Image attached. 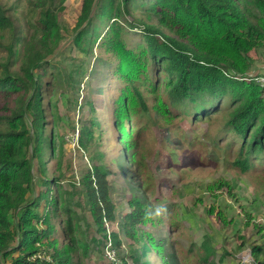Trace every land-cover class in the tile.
<instances>
[{
  "label": "trees",
  "instance_id": "obj_1",
  "mask_svg": "<svg viewBox=\"0 0 264 264\" xmlns=\"http://www.w3.org/2000/svg\"><path fill=\"white\" fill-rule=\"evenodd\" d=\"M65 1L51 0L53 5L47 8L44 7L48 0L27 1L30 8L44 9L39 13L37 28L32 30L20 51L15 46L10 9L0 2V31L10 32L6 45L1 44L3 37L0 36V47L7 52L0 64V90L17 94L9 114L0 116V264L7 260H11V264H84L90 252L88 238L95 233L103 239L105 246V224L115 221L107 180L109 170L103 162V153L97 150L98 135L96 138L94 135L101 126L94 101L87 103L89 126L84 124L78 137L79 149L89 162L80 187L72 182L71 189L66 191L59 184L63 175L44 177L43 184L49 187L55 184L57 195L49 200V189L35 196L33 161L37 160L40 175H45L44 149H49L59 166L64 146L59 133L47 142L43 100L53 95L49 94L50 89H43V84H48L35 72L47 71L52 62L49 57L59 51L66 35L69 48L74 47L79 53L92 54L94 44L99 40L97 43L104 48V53L113 57V75L124 84L120 89L115 123L120 128L119 134L139 104L146 113L143 108L146 105L138 93L139 87L146 86L153 98L152 107L159 115L166 117L188 112L191 122L205 119L217 124L218 137L214 141H220L223 134L229 139L228 151L234 144L237 146L234 156L227 159L231 168L241 173L257 167L264 171L262 90L253 82L230 78L231 75L243 77L249 73L254 61L249 58L250 53H264V0H147L144 13L148 18L154 16L157 21L152 24L137 21L143 25V32L141 41L134 48L127 47L123 41L128 31L119 20L128 24L124 16L135 7L134 0H101L96 13L100 21L97 22L104 27L100 32L105 28L106 31L99 39L100 27L92 23L93 10L99 0H81L80 13L71 30L58 21V13L64 9ZM130 26L129 29L135 27L134 24ZM165 29L173 37L168 36ZM223 101L228 102L222 110L228 112V118L219 121L221 116L218 120L213 116L220 111ZM181 106L188 107L179 110ZM53 119L54 125L58 126L61 118L56 112ZM131 141L130 132L119 137L126 149ZM129 157L130 161L137 162V168L143 165L142 159L136 161L135 154ZM59 170L62 171L61 166ZM217 184L227 185V182L218 181ZM216 185L208 186V190L215 191ZM78 196L88 208L94 232L89 230L91 225L85 217L74 210V206L82 207L75 199ZM43 199L49 200L52 210L39 213ZM142 201L133 195L130 206L133 211L123 218L125 236L139 247L140 252H133L130 246L128 253L134 264H156L153 253L160 254L164 248L152 233L142 228L150 224L146 203ZM57 211L61 214L59 226L63 244L59 239L51 238L56 232L51 220L57 216ZM214 212L211 207L207 214ZM244 214L245 227L254 223L249 213ZM217 219L223 226L235 220H228L222 210L217 211ZM40 224L45 228L41 229ZM254 229L264 238L262 225L256 224ZM120 244L119 240L114 243L115 247ZM201 248L202 253L194 264H218L231 254L222 250L215 261L213 257L217 252L208 236H204ZM236 248L243 250V243L239 242ZM250 249L255 264H264L260 259L262 246L254 245ZM169 260H162L160 264H181L173 253Z\"/></svg>",
  "mask_w": 264,
  "mask_h": 264
},
{
  "label": "rangeland",
  "instance_id": "obj_2",
  "mask_svg": "<svg viewBox=\"0 0 264 264\" xmlns=\"http://www.w3.org/2000/svg\"><path fill=\"white\" fill-rule=\"evenodd\" d=\"M27 1L0 0L2 5L10 9L15 27V46L19 51L22 50V45L32 30L37 28L40 11L53 5L51 0H48L44 8L33 9L27 6ZM81 3V0H66L64 9L58 13L59 23L71 30L79 16ZM146 3L147 0H134L135 7L124 16L128 24L125 25V22L119 19L121 25L128 31V34L123 36V41L129 48H134L142 39L143 25L138 23V20L149 24L157 21L154 16L148 18L144 13L147 9ZM101 4L99 0L93 10L94 14H91L92 23L100 27L98 39L106 31L105 28L100 32L104 27L97 22L100 18H97L96 13ZM133 24L135 27L129 29L128 27ZM140 30L141 33H138ZM164 32L173 37L166 29ZM0 36L3 37L1 44L6 45L10 32L0 31ZM65 38L59 51L49 57L52 62L47 67V71L35 72L42 75V80L48 84L47 86L43 84V89L46 91L50 89L51 93H48L53 95L43 100L46 118L44 133L47 142H51L54 134L57 133L63 137L64 146L60 164L57 165L49 149L45 148L46 150L43 151L46 162L45 175H40L38 169L40 167L36 159L33 161V173L35 196L49 189L51 190L48 194L49 200L57 195L55 184L50 187L43 184L44 177L50 179L63 175L59 179V184L66 191L71 189L72 182L80 187L82 177L89 169V162L85 153L79 149L78 137L81 127L84 124L89 126L87 103L94 101L101 123L100 129L95 130L94 135L95 138L98 135L97 150L103 153V162L109 170L107 180L115 221L105 224L107 228L105 246L99 235L91 234L92 236L88 238L89 256L83 263L122 264V261L126 260L127 264H134L133 257H130L128 251L132 246L133 252H138L139 247L126 238L123 220L126 214L133 211L130 207L133 195L146 203L150 224L142 228L152 233L155 240L164 248L160 254L153 253L152 258L156 260V264L162 263V260L170 262L169 257L172 253L177 256L181 264L196 263L202 253L201 243L204 236L210 238L212 246L216 249L217 254L213 257L215 261H218L222 250L231 253L218 264H255L250 249L254 245L262 246L263 254L260 259L264 262V238L256 234L254 229L256 224L264 227V171H260L257 167L241 173L231 168L227 159L234 156L237 146L233 142L234 148L228 151L229 139H225L223 134L220 141H214L218 137L217 124L205 119L191 122L188 112L166 117L159 115L152 107L153 98L146 86L139 87L138 90L143 104L146 105L143 107L146 113L142 109L143 105L139 104L130 115V119L125 121V129L121 128L119 134L120 128L115 123L118 117L120 89L124 84L113 75L115 66L113 57L104 53V48L97 43L98 39L94 44L93 53L85 54L79 53L74 47L69 48L68 35ZM6 54L4 47H0V64ZM249 58H254L249 72L264 75V53L256 55L250 53ZM16 96L17 94L0 90V116L9 114V110L14 107L13 101ZM227 103L223 101L220 111L213 118L218 120L221 116L219 121L228 118V112L222 111L227 107ZM186 107L188 106H181L178 109L182 110ZM5 108L6 111L3 110ZM54 112L61 118L58 126L53 122ZM173 112L177 113L174 110ZM128 132L132 141L126 149L124 143L119 142V137L125 136ZM134 154L136 161L143 160L140 168H137V162L129 160V155ZM60 166L62 171L59 170ZM218 181L227 182V185L218 186ZM146 184L148 186L144 188ZM214 185H216L215 191L208 190V186ZM66 199L69 200L70 197ZM75 199L82 204V207L74 206V210L85 217L91 225L89 230L94 232L88 208L82 197L78 196ZM49 200H41L39 213L52 210ZM211 207H214L215 212L209 215L207 211ZM219 210L227 215L228 220L234 218V223L223 226L217 219ZM244 213H249L254 218V223L247 227H245L247 219ZM60 216V212L57 211V216L52 217L51 221L56 227V232L51 238H57L63 244L59 226ZM80 225L83 226V223L81 222ZM39 227L45 228L43 224ZM116 240L120 241V247H115ZM239 242L243 243V250L236 248ZM108 243H112V246L108 247ZM103 250L108 253L105 254ZM112 252L116 255L113 256ZM115 258L118 260L116 261ZM5 264H11V260H7Z\"/></svg>",
  "mask_w": 264,
  "mask_h": 264
},
{
  "label": "built area",
  "instance_id": "obj_3",
  "mask_svg": "<svg viewBox=\"0 0 264 264\" xmlns=\"http://www.w3.org/2000/svg\"><path fill=\"white\" fill-rule=\"evenodd\" d=\"M246 78H243L242 80H246V81H250V82H254L256 85L259 86V88L262 90V95L264 97V75L262 74H258V73H254V72H250L248 73L246 76ZM241 80V79H240ZM106 226V225H105ZM109 246L108 247H111L112 243H108ZM109 251V250H108ZM108 253V252H107ZM106 253V254H107ZM113 253V256H115L116 254L114 252ZM108 256V255H107ZM108 258H110L108 256ZM111 259V258H110ZM115 260L117 261L118 259L115 258ZM120 264V263H119Z\"/></svg>",
  "mask_w": 264,
  "mask_h": 264
},
{
  "label": "clouds",
  "instance_id": "obj_4",
  "mask_svg": "<svg viewBox=\"0 0 264 264\" xmlns=\"http://www.w3.org/2000/svg\"><path fill=\"white\" fill-rule=\"evenodd\" d=\"M249 73H250V72H249ZM254 73H255V72H254ZM258 74H259V73H258ZM224 75L227 76V73H225ZM245 76H246V75H245ZM245 76L242 77V76H239V75H236V76L231 75L230 78H231V79H235V80H239V81H246V80H242L243 78H246ZM240 79H241V80H240ZM246 82H248V81H246ZM249 82H250V81H249ZM253 83H254V82H253Z\"/></svg>",
  "mask_w": 264,
  "mask_h": 264
}]
</instances>
